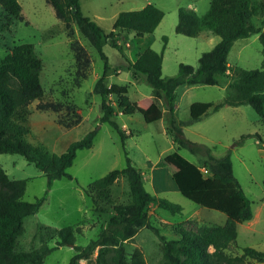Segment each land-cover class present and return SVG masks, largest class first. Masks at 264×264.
I'll list each match as a JSON object with an SVG mask.
<instances>
[{
  "label": "rangeland",
  "instance_id": "1",
  "mask_svg": "<svg viewBox=\"0 0 264 264\" xmlns=\"http://www.w3.org/2000/svg\"><path fill=\"white\" fill-rule=\"evenodd\" d=\"M19 1L22 18L11 16L0 5V61L14 45L22 42L31 43L35 54L43 61L41 82L45 93L42 99H36L28 106L31 129L27 140L51 152L61 153L72 141L82 138L90 130L98 127V134L93 146L79 150L73 165L68 168L73 178L54 180L40 209L25 217L17 249L32 250L43 242L55 246L58 239L56 230L48 225L79 227L76 245H86L97 238L113 215V206L130 200L129 184L121 176L111 187V197L96 205L86 189L92 181L110 170L123 168L127 163V151L133 163L141 169L146 188L154 195L182 206L180 212H172L160 207L158 202H152L148 208L150 226L142 227L135 236L125 241L129 254L140 249L147 264H163V244L159 234L168 239L179 238L177 226L187 220L192 219L200 225H216L225 224L228 216L184 196L169 169L155 164L160 158L175 161L171 153L177 150L205 167L206 149L210 147L218 157L231 152L235 175L254 212L253 219L237 223V239L228 251L240 254L245 246L264 250V118L250 104L225 105L200 121L183 126L184 137L201 147L193 151L189 146H182L169 132L170 114L164 106V98L161 99L166 109L163 117L152 122L144 119V108L152 99L153 87L144 74L135 76L128 68L129 60H135L137 54L148 46L163 52V76L176 74L180 62L197 66L200 55L210 50L220 36L210 29H205L198 36L178 33V12L180 7H188L204 15L210 8L211 0H80L84 13L106 32L113 29L121 11L139 9L151 2L165 12L152 33L137 35L135 31L118 30L123 52L108 43L104 45L110 66L106 83L129 85L128 95L136 105L134 113L124 114L118 106V96H110L116 107L115 119L127 134L124 144L114 127L100 121L102 97L94 92V86L104 72L105 61L98 50L72 22V38L84 45L91 58V65L83 76L84 70L79 67L71 49L69 29L57 17L54 7L47 0ZM252 20L258 21L254 17ZM262 47L260 33L239 38L229 52L228 73L220 78L219 84L180 85L174 106L178 121L191 117L190 105L194 101L223 100L229 92L227 84L240 67H262ZM40 104L55 105L56 110L41 108ZM245 134L252 135L242 144H235ZM0 163L11 178L27 180L23 195L25 200H34L46 191L47 176L23 155L3 152ZM211 249L213 252L214 248ZM76 252L74 245L56 246L45 257L44 264H68ZM95 256L96 253L89 259H83L82 263L95 264ZM249 261L264 264L255 259Z\"/></svg>",
  "mask_w": 264,
  "mask_h": 264
},
{
  "label": "trees",
  "instance_id": "2",
  "mask_svg": "<svg viewBox=\"0 0 264 264\" xmlns=\"http://www.w3.org/2000/svg\"><path fill=\"white\" fill-rule=\"evenodd\" d=\"M57 17L66 23L69 37L73 36L72 22L89 39L105 61L103 74L98 77L94 92L101 95V122H108L124 141L125 129L115 119L116 107L111 95L118 96V106L124 114L134 113L136 105L130 99L129 85L106 83L110 68L104 45L110 44L123 52L119 43V31H135L144 35L155 31L165 12L154 3L134 10L121 11L114 22L113 29H105L89 15L85 14L80 0H47ZM1 7L11 16L22 18V4L19 0H0ZM258 19L253 21L252 18ZM264 0H211L210 8L204 15L196 10L180 7L176 31L189 36H198L210 29L220 36V40L204 51L198 65L180 62L178 72L163 76V52L148 46L140 51L135 60H129L128 68L137 74H144L146 81L153 87L155 99L149 100L144 108L147 122L163 117L164 106L170 114L169 132L182 146L196 151L201 147L194 145L184 137L183 126L200 121L204 116L219 111L226 104L239 106L250 104L260 117L264 118ZM260 33L263 51V65L260 68L240 67L234 78L227 84L229 92L221 101H194L190 105L191 117L178 121L174 114L176 90L187 84H219L220 78L228 73L229 52L235 40ZM71 49L85 76L91 65L87 49L77 39H71ZM43 61L38 57L33 45L22 42L14 45L0 61V154L19 153L33 162L47 176V189L34 200H25L23 195L27 187L26 179L11 178L0 163V264H44L45 257L56 247L74 245L77 252L68 264H83L93 254L95 264H147L144 254L136 249L128 253L125 241L132 238L144 226H150L148 208L154 201L172 212H180L182 206L167 198L150 192L144 183L141 169L133 163L126 151V165L112 169L105 175L92 181L87 192L93 203L111 197L112 185L124 176L129 184L130 200L113 206V215L101 229L97 238L86 245H76V226L52 227L58 237L55 246L43 242L32 250H18V238L24 231V219L36 213L46 201L50 188L56 179L73 178L68 168L73 165L79 150L91 148L98 134V127L87 132L82 138L72 141L61 153L51 152L36 146L27 140L31 126L28 106L36 99H42L45 89L41 82ZM163 97L164 106L157 102ZM41 108H53L52 104H40ZM56 110V109H55ZM252 134L242 135L235 144H242ZM261 139V136L257 134ZM205 167L183 156L175 150L171 153L175 161L160 158L156 166L167 167L181 193L199 205L224 212L228 216L225 224H197L190 219L177 226L179 238L168 239L159 234L163 244V264H252L250 259L264 262V250L252 246L242 248V253L228 251L231 243L237 239V223L251 220L254 212L251 201L235 175L231 152L215 156L212 149H206ZM214 251L212 252V249ZM216 259L217 263H216Z\"/></svg>",
  "mask_w": 264,
  "mask_h": 264
},
{
  "label": "crops",
  "instance_id": "3",
  "mask_svg": "<svg viewBox=\"0 0 264 264\" xmlns=\"http://www.w3.org/2000/svg\"><path fill=\"white\" fill-rule=\"evenodd\" d=\"M131 59V58H130ZM132 61H134L133 59H132ZM135 76H138V75H135ZM179 87V86H178ZM153 95H152V99H155V96H154V91H153V93H152ZM176 94H177V90H176ZM163 97H158L156 100H157V102L158 103H160L161 105H163V103L161 102V99H162ZM176 99H177V95H176ZM226 105H228V104H226ZM164 108V107H163ZM164 111H166V109L164 108ZM164 114H165V112H164ZM163 114V115H164ZM178 120V119H177ZM254 218V217H253ZM252 218V219H253Z\"/></svg>",
  "mask_w": 264,
  "mask_h": 264
},
{
  "label": "built area",
  "instance_id": "4",
  "mask_svg": "<svg viewBox=\"0 0 264 264\" xmlns=\"http://www.w3.org/2000/svg\"><path fill=\"white\" fill-rule=\"evenodd\" d=\"M202 170L206 175H209V171L206 167H202Z\"/></svg>",
  "mask_w": 264,
  "mask_h": 264
}]
</instances>
